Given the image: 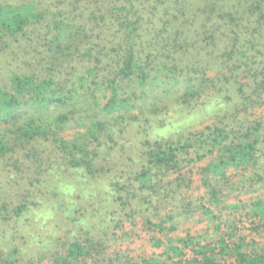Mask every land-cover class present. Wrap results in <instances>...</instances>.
<instances>
[{
  "label": "trees",
  "instance_id": "obj_1",
  "mask_svg": "<svg viewBox=\"0 0 264 264\" xmlns=\"http://www.w3.org/2000/svg\"><path fill=\"white\" fill-rule=\"evenodd\" d=\"M161 96L200 118L133 143ZM3 227L0 264H264V0H0Z\"/></svg>",
  "mask_w": 264,
  "mask_h": 264
},
{
  "label": "rangeland",
  "instance_id": "obj_2",
  "mask_svg": "<svg viewBox=\"0 0 264 264\" xmlns=\"http://www.w3.org/2000/svg\"><path fill=\"white\" fill-rule=\"evenodd\" d=\"M135 87H136V90H138L140 92V87L137 86V84H135ZM132 88L133 87L129 88L128 90L126 89V91L129 92ZM146 89H149V88H146ZM122 92H124V91H122ZM146 94L147 93H145L144 95H146ZM148 94H150V90L148 91ZM144 95H141V92H140V97H142ZM161 98H162V100L159 99L158 101H156L155 105L152 103L150 104V102L145 101V100H142V101L140 99L138 100V102L143 103L144 107L148 110L147 111V113H148L147 117L143 116V113H141L139 111V107L136 106L137 102L134 103L135 106L131 110V112L133 115H135V114L137 115V122L138 123L133 124L134 129H132L130 132L128 131V135L131 138L133 143H136L135 138L142 136V133H140V131H139V133L136 132V129H138V124L139 123H145V121L147 119L157 121L158 125L163 120L166 121L167 123L172 122V126H170L168 129L165 127L163 129L158 128L159 129V134H158L159 136H161L163 131H165V133H163V134L167 133L166 137H168V136H175L176 133L180 130L185 131L190 125H192V124H190L191 122L194 121V123H196L197 119L200 118L199 116H196V115H191V116H189L190 118L189 117L179 118L178 114H176L177 110H175L174 105L172 106V104H171L172 99H169L167 96H161ZM152 107L161 108V110L154 112L151 110ZM208 113H209V115L211 114L210 111H208ZM194 123H193V127L198 126V123L197 124H194ZM146 124H148V123H146ZM40 222H41V220H40ZM40 222L38 223L37 227H35L33 218L32 219L27 218V220L22 219L17 223L18 226L16 228L14 226V222L11 221L12 225L10 227V230L12 231L13 237H14L13 245L15 247H17V249H18V256H22V254H24L25 252H28L29 250L32 251V248L34 247V246H31V247L27 248L28 244L30 243V240L27 238L26 232H28V230L24 231L23 228L24 227L30 228L29 230L35 231V232H32V234L35 236V235H37L36 231L39 230ZM46 222H48V221H46ZM69 222L70 221H68L67 223H69ZM19 223H20V225H19ZM54 225H55V222H54ZM1 226H3V225H1ZM4 230H6V227H3L0 230V247L7 251L8 245L5 243V238H4V233H3ZM17 230H19V231H17ZM8 232L5 233L6 236H9ZM53 236L54 235H52L51 237H47L46 239L51 241ZM10 248H12V247L10 246L9 249Z\"/></svg>",
  "mask_w": 264,
  "mask_h": 264
}]
</instances>
